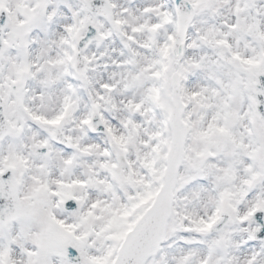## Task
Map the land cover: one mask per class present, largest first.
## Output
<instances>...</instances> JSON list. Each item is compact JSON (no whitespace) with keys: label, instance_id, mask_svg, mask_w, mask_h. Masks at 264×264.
Segmentation results:
<instances>
[{"label":"snow or ice","instance_id":"6c2138e0","mask_svg":"<svg viewBox=\"0 0 264 264\" xmlns=\"http://www.w3.org/2000/svg\"><path fill=\"white\" fill-rule=\"evenodd\" d=\"M0 264H264V0H0Z\"/></svg>","mask_w":264,"mask_h":264}]
</instances>
